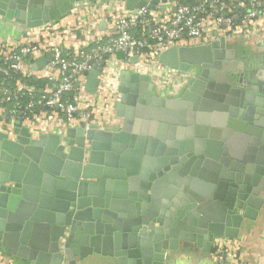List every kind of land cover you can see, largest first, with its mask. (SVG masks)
<instances>
[{"label":"water","instance_id":"1","mask_svg":"<svg viewBox=\"0 0 264 264\" xmlns=\"http://www.w3.org/2000/svg\"><path fill=\"white\" fill-rule=\"evenodd\" d=\"M82 1L98 0H0V17L38 27ZM117 1L129 10L166 9V0ZM106 57L84 72L87 92H96ZM50 58L38 57L36 69ZM158 61L193 79L180 96L162 99L146 74L121 72L118 130L82 123L43 133L21 119L0 126L7 256L31 264H78L92 255L166 264L181 243L209 251L214 238H237L243 220L256 218L264 206V89L238 72L241 58L223 36L171 46Z\"/></svg>","mask_w":264,"mask_h":264},{"label":"built area","instance_id":"2","mask_svg":"<svg viewBox=\"0 0 264 264\" xmlns=\"http://www.w3.org/2000/svg\"><path fill=\"white\" fill-rule=\"evenodd\" d=\"M165 5L166 9L161 11L158 5L154 9L143 6L129 10L122 1L110 4L112 30L106 33L102 43L81 58L70 56L59 45L49 46L51 58L47 63V95L36 98L30 87L21 90L18 86H10L0 80V103H12V112L21 110L26 117H33L39 110L48 108L50 112L63 114L64 128L82 123H96L101 127L98 117H94L92 105L87 108L80 105L88 94L82 80L84 72L91 68V60H97L103 54L113 58L116 52H122L132 70L146 74L153 85L174 94L188 85L193 79V73L168 68L159 63L158 56L166 48L206 44L220 36L264 38V0H194L187 4L166 0ZM173 5H176V11H172ZM155 9L160 11L155 13ZM85 28L91 31L89 26ZM97 39L102 40V37L97 36ZM2 52L0 70L10 78L11 73L24 72L36 48L27 43L19 50L11 47ZM100 75L104 81H99L96 91L106 93L102 97L104 107L112 111L114 100L119 98L117 85L112 78L107 79L103 70ZM76 82H79L78 87H75ZM72 91L75 94L70 100L65 96ZM24 94L28 96V101L23 106L21 98ZM212 246V259L217 264H249L231 238H214Z\"/></svg>","mask_w":264,"mask_h":264},{"label":"crops","instance_id":"3","mask_svg":"<svg viewBox=\"0 0 264 264\" xmlns=\"http://www.w3.org/2000/svg\"><path fill=\"white\" fill-rule=\"evenodd\" d=\"M116 1L98 0L94 5H91L88 1L77 2L70 11L57 20L32 28L0 17V62L3 60L2 51L11 47H16L19 50L20 47L29 43L36 48V53L32 57L31 63L25 67L24 72L19 73L20 79L17 81L19 83L17 84L16 82L15 86H18L21 90L30 87L34 90L36 98L47 95L49 69L47 65L41 69H36L35 62L37 58L46 54L51 44L61 46L72 57L81 58L93 47L102 43L106 33L112 30L110 4ZM158 11L160 10H154L155 13ZM84 25L89 26L91 31L88 32ZM97 36H101L102 40L97 39ZM225 41L226 48L232 49L234 56L241 58L242 63L238 65V72L243 74V78H246L248 84H254L264 89V38L254 36L251 39H245L230 36L229 38L226 37ZM124 71L141 74L132 70L122 52H116L113 58L105 60L103 74L107 75V79L112 78L116 85L119 82L121 72ZM2 77L4 75H0V79ZM29 77L38 80L36 86L28 85L23 80V78ZM102 80L104 81L100 75V83H102ZM82 81L84 85L85 76H83ZM182 90L173 94L162 91L156 85L152 86L154 95L162 99L176 98L180 96ZM100 92H88L85 95V100H81L80 105L86 108L92 105L95 112L94 117H98L99 123L104 129L111 131L118 130L122 120L115 116L114 109L108 111L104 107L105 101L103 98L106 93ZM12 111L13 109H10L9 104L0 103V126L6 122L9 123L13 120L21 119L22 125L38 132L59 133L65 129L63 114L50 112L48 108L39 110L33 117H26L21 110L15 113ZM19 112H22L21 116H19ZM231 239L238 245L239 251L249 264H264V206L259 210L255 219H244L237 238ZM212 253L213 246H211L209 251H205L194 243H181L177 250L169 252L166 264H217L212 259ZM224 257L225 253H223ZM0 264L31 263L29 260H23L15 255L7 256L5 254V247L0 243ZM78 264H116V262L106 256L92 255L78 262Z\"/></svg>","mask_w":264,"mask_h":264},{"label":"trees","instance_id":"4","mask_svg":"<svg viewBox=\"0 0 264 264\" xmlns=\"http://www.w3.org/2000/svg\"><path fill=\"white\" fill-rule=\"evenodd\" d=\"M194 0H181L180 3H183V4H187V3H193ZM135 32V31H133ZM2 62H0V65H1ZM20 79V75L18 73H11V77L8 78L4 75V77H2L0 80H4L6 81L7 83H9L10 86H14L15 87V83L17 80ZM23 80H25V82L28 84V85H34L36 86V84L38 83V80L37 79H34V78H23ZM41 82V81H40ZM42 83V82H41ZM75 94V92H70L68 94H66L65 97L69 98L71 100L72 96ZM28 96L26 94L23 95V97L21 98V102H22V105H26L27 101H28ZM6 104H9L10 105V109H13V104L12 103H6Z\"/></svg>","mask_w":264,"mask_h":264},{"label":"rangeland","instance_id":"5","mask_svg":"<svg viewBox=\"0 0 264 264\" xmlns=\"http://www.w3.org/2000/svg\"><path fill=\"white\" fill-rule=\"evenodd\" d=\"M241 38H244V37H242V36H240ZM229 38V37H228ZM240 39V38H239ZM241 40H244V39H241Z\"/></svg>","mask_w":264,"mask_h":264},{"label":"flooded vegetation","instance_id":"6","mask_svg":"<svg viewBox=\"0 0 264 264\" xmlns=\"http://www.w3.org/2000/svg\"><path fill=\"white\" fill-rule=\"evenodd\" d=\"M245 78V77H244ZM246 79V78H245Z\"/></svg>","mask_w":264,"mask_h":264}]
</instances>
